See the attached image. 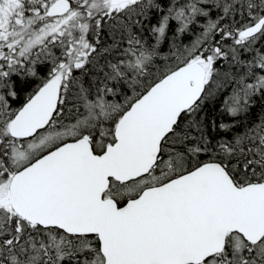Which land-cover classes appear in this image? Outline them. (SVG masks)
I'll return each mask as SVG.
<instances>
[{"label": "snow or ice", "instance_id": "6c2138e0", "mask_svg": "<svg viewBox=\"0 0 264 264\" xmlns=\"http://www.w3.org/2000/svg\"><path fill=\"white\" fill-rule=\"evenodd\" d=\"M0 264H264V0H0Z\"/></svg>", "mask_w": 264, "mask_h": 264}, {"label": "trees", "instance_id": "16d2710c", "mask_svg": "<svg viewBox=\"0 0 264 264\" xmlns=\"http://www.w3.org/2000/svg\"><path fill=\"white\" fill-rule=\"evenodd\" d=\"M206 111H208L210 116H215V117L220 116V113L216 111L214 107H210L209 109H206Z\"/></svg>", "mask_w": 264, "mask_h": 264}]
</instances>
